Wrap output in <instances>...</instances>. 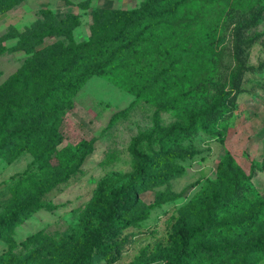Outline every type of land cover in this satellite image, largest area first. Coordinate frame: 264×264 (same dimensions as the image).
<instances>
[{"label": "rangeland", "instance_id": "obj_1", "mask_svg": "<svg viewBox=\"0 0 264 264\" xmlns=\"http://www.w3.org/2000/svg\"><path fill=\"white\" fill-rule=\"evenodd\" d=\"M144 1L0 0V88L22 65L37 70L39 63L27 61L62 40L50 35L26 51L25 38L53 18L76 16L70 33L80 43L99 10L130 11ZM234 2L201 0L210 15L203 26L218 19L215 31L197 43L188 38L177 53L191 60V70L146 102L93 77L72 96L46 164L20 150L22 144L0 149V218L27 206L0 232V264H64L85 253L104 191L132 177L138 136L146 139L136 150L151 164L123 217L129 224L111 239L115 259L93 248L90 264H163L176 228L201 220L204 231L191 245L201 241L211 250L198 251L188 264H264V0H246L251 8L244 12L230 9ZM211 68L212 77L198 86Z\"/></svg>", "mask_w": 264, "mask_h": 264}, {"label": "trees", "instance_id": "obj_2", "mask_svg": "<svg viewBox=\"0 0 264 264\" xmlns=\"http://www.w3.org/2000/svg\"><path fill=\"white\" fill-rule=\"evenodd\" d=\"M201 7V0H145L139 8L130 11L99 10L93 15L88 39L80 43L71 38L70 30L77 25V17L72 14L60 20L53 18L44 30L27 36L24 43L29 45L28 53L50 35L60 36L62 40L43 48L27 61L39 63L37 70L22 65L0 88V149L22 144L20 150L26 147L33 151L35 161L46 164L50 151L61 141L57 128L64 111L71 107L72 96L93 77L104 79L144 102L157 88L182 77L191 70L192 62L177 52L183 51L189 37L197 43L213 34L219 21L207 19L211 24L205 28V17L210 15ZM248 8L251 7L246 0H235L230 9L244 12ZM179 19L188 21L180 23ZM70 21L73 23L67 28ZM256 21L252 19L248 24L252 26ZM198 53L201 58L203 49L199 48ZM212 69H208L204 79L198 80V86L212 77ZM62 102L65 106L60 105ZM143 139L146 137L138 136L132 142L131 155L138 160L132 177L104 191L99 226L85 236L86 252L64 264H90L94 249L109 262L115 259L117 248L111 239L117 229L129 224L123 217L135 206L138 189L151 164L148 156L136 150L137 143ZM68 175L69 172L65 173L62 179ZM26 208L13 207L5 213L0 218V232L12 227ZM205 223L206 220H201L196 225H179L173 235V248L163 264H188L198 251L211 250L201 241L191 245L204 231Z\"/></svg>", "mask_w": 264, "mask_h": 264}]
</instances>
